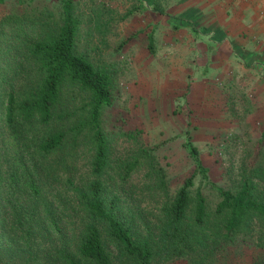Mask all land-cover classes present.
Listing matches in <instances>:
<instances>
[{
    "label": "trees",
    "instance_id": "obj_1",
    "mask_svg": "<svg viewBox=\"0 0 264 264\" xmlns=\"http://www.w3.org/2000/svg\"><path fill=\"white\" fill-rule=\"evenodd\" d=\"M154 9L164 13L158 4ZM79 22L74 0L56 6L15 0L0 17V122L14 149L5 158L7 177L0 162V264H152L181 257L214 264L218 249L238 238L256 234L264 244L259 146L235 192L216 188L214 206L200 187L192 190L194 174L172 192L157 146L141 129L104 126L115 69L76 51ZM185 147L206 179L190 136ZM15 190L23 197L17 206ZM146 199L157 209L154 228L140 211ZM45 238L51 243L39 250ZM9 239L17 246L5 250Z\"/></svg>",
    "mask_w": 264,
    "mask_h": 264
},
{
    "label": "rangeland",
    "instance_id": "obj_2",
    "mask_svg": "<svg viewBox=\"0 0 264 264\" xmlns=\"http://www.w3.org/2000/svg\"><path fill=\"white\" fill-rule=\"evenodd\" d=\"M14 1L0 3V17ZM74 4L80 21L76 51L115 69V95L103 110L104 126L141 129L144 140L157 146L172 192L194 174L192 190L200 187L214 206L217 187L237 190L256 146L264 167V0ZM155 4L164 13L155 11ZM2 127L0 122V144L7 153L0 154V162L7 177L5 158L14 157V149L7 148L12 138ZM188 136L207 168L206 179L187 152ZM20 194L15 190L11 196L16 206L23 200ZM139 203L154 228L155 204L148 199ZM41 240L39 250L51 243L50 238ZM4 244L5 250L17 246L14 239ZM152 264L190 263L181 257ZM214 264H264V244L256 234L238 238L218 249Z\"/></svg>",
    "mask_w": 264,
    "mask_h": 264
}]
</instances>
